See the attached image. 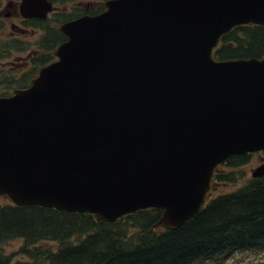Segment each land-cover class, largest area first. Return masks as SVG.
Returning a JSON list of instances; mask_svg holds the SVG:
<instances>
[{"label": "water", "instance_id": "1", "mask_svg": "<svg viewBox=\"0 0 264 264\" xmlns=\"http://www.w3.org/2000/svg\"><path fill=\"white\" fill-rule=\"evenodd\" d=\"M61 27L56 60L0 98V195L113 222L157 208L175 229L212 172L264 149V57L216 60L218 38L264 26V0H107ZM264 175V161L250 177Z\"/></svg>", "mask_w": 264, "mask_h": 264}, {"label": "trees", "instance_id": "2", "mask_svg": "<svg viewBox=\"0 0 264 264\" xmlns=\"http://www.w3.org/2000/svg\"><path fill=\"white\" fill-rule=\"evenodd\" d=\"M211 55L216 60L264 57V26H233L220 35ZM249 154L225 158L213 171L212 184L236 182L242 177L237 168ZM159 215L160 209L145 208L98 223L86 212L0 204V264L10 258L3 244L16 238L22 240L17 252L28 264H225L235 253H264V175L207 197L175 229L156 227Z\"/></svg>", "mask_w": 264, "mask_h": 264}, {"label": "flooded vegetation", "instance_id": "3", "mask_svg": "<svg viewBox=\"0 0 264 264\" xmlns=\"http://www.w3.org/2000/svg\"><path fill=\"white\" fill-rule=\"evenodd\" d=\"M105 1L0 0V98L26 89L57 59L54 50L66 40L61 27L103 12Z\"/></svg>", "mask_w": 264, "mask_h": 264}, {"label": "rangeland", "instance_id": "4", "mask_svg": "<svg viewBox=\"0 0 264 264\" xmlns=\"http://www.w3.org/2000/svg\"><path fill=\"white\" fill-rule=\"evenodd\" d=\"M9 65H6L8 68ZM264 160V156L261 152H253L248 155L247 161L240 165L237 168V171L242 173V177L238 178L234 183H222L217 182L215 184L211 183L212 189L208 192V197L213 196L214 194L220 193L222 191L230 190L232 187H237L243 179L249 177L250 170L258 164L260 161ZM226 170L227 168L224 167ZM210 186V188H211ZM8 199L4 196H0V204L7 203ZM41 243L50 245L51 248L55 247V243L52 241H42ZM22 245V240L19 238L11 239L6 241L2 246V251L4 254L8 255L9 261L8 264H28V259L24 255L17 252L18 248ZM225 264H264V253L259 254H248V253H235V255L229 258Z\"/></svg>", "mask_w": 264, "mask_h": 264}]
</instances>
